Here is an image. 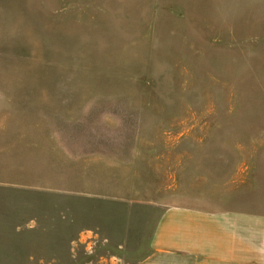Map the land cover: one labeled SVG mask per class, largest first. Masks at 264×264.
Listing matches in <instances>:
<instances>
[{
	"label": "rangeland",
	"instance_id": "374dc122",
	"mask_svg": "<svg viewBox=\"0 0 264 264\" xmlns=\"http://www.w3.org/2000/svg\"><path fill=\"white\" fill-rule=\"evenodd\" d=\"M165 205L264 214V0H0V264H132Z\"/></svg>",
	"mask_w": 264,
	"mask_h": 264
},
{
	"label": "crops",
	"instance_id": "0c3cea01",
	"mask_svg": "<svg viewBox=\"0 0 264 264\" xmlns=\"http://www.w3.org/2000/svg\"><path fill=\"white\" fill-rule=\"evenodd\" d=\"M132 264H264V214L165 205Z\"/></svg>",
	"mask_w": 264,
	"mask_h": 264
}]
</instances>
